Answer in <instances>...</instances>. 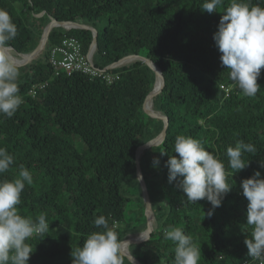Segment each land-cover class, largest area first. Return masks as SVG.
<instances>
[{
	"label": "trees",
	"instance_id": "1",
	"mask_svg": "<svg viewBox=\"0 0 264 264\" xmlns=\"http://www.w3.org/2000/svg\"><path fill=\"white\" fill-rule=\"evenodd\" d=\"M252 2L264 6V0ZM203 3L0 0L18 29L9 42L15 57L30 53L50 18H56L96 29L92 62L99 70L128 54L147 57L161 70L164 86L151 99V109L168 117L166 134L138 158L154 216L152 230L148 239L127 246L142 264H174L175 246L164 238L170 227L183 228L201 245L199 264H255L244 244L251 229L240 182L255 171L264 176L259 163L264 161V69L255 97L234 87L212 38L223 8L209 14ZM92 36L85 28L53 27L35 59L17 66L23 103L12 118L0 115V147L14 156L0 180L16 178L20 165L28 168L33 183L22 191L18 211L33 219L46 214L49 222V231L28 241L34 251L28 264H71L72 248L97 230L93 221L100 215L116 222L122 239L146 229L135 153L163 127L162 119L148 117L142 108L156 74L138 58L99 76L54 68L53 47L74 38L85 54ZM177 135L200 140L226 168V149L237 140L257 149L255 155H244L245 162L249 159L245 169L228 176L233 187L210 217L204 216L211 208L206 199L189 203L176 182L168 181L165 162L178 155L173 152ZM154 157L160 161L156 168Z\"/></svg>",
	"mask_w": 264,
	"mask_h": 264
},
{
	"label": "clouds",
	"instance_id": "2",
	"mask_svg": "<svg viewBox=\"0 0 264 264\" xmlns=\"http://www.w3.org/2000/svg\"><path fill=\"white\" fill-rule=\"evenodd\" d=\"M224 4L225 0H204L202 10L212 14L223 8L212 37L221 53V65L228 70L234 87L243 96L255 97L261 88L257 80L261 69H264V6L254 4L252 0H230L226 7ZM17 32L10 14L0 8V115L7 118H12L23 103L18 84L20 72L6 51ZM173 152L178 155L168 156L165 162L168 181L176 182L189 203L206 199L211 208L204 216L210 217L233 187L228 183V176L245 169L249 159L245 162L244 155H255L257 149L243 139L227 147V168L232 170L231 173L219 157L191 136L177 135ZM160 153L167 155L166 152ZM159 163V159L154 157L152 166L156 168ZM259 163L264 168V161ZM13 164L14 156L0 147V175ZM32 183L33 175L23 165L19 166L16 178L0 180V264H28L34 252L28 241L49 231L46 214L33 219L18 211L21 193L26 184ZM240 188L248 201L246 224L251 229L244 240L247 255L255 264H264V176L255 171L249 178L241 180ZM115 223L110 224L104 215L97 216L93 221L97 230L87 235L82 246L72 248L71 264H133L131 251L125 255V248L130 244L120 237ZM164 238L175 246L174 264H199L201 245L183 228L165 229Z\"/></svg>",
	"mask_w": 264,
	"mask_h": 264
},
{
	"label": "water",
	"instance_id": "3",
	"mask_svg": "<svg viewBox=\"0 0 264 264\" xmlns=\"http://www.w3.org/2000/svg\"><path fill=\"white\" fill-rule=\"evenodd\" d=\"M55 26H63L65 28H85V29H89L91 30L93 36H92V41L88 47V52L90 54H92L94 48H95V44H96V36H97V31L94 27L80 23L78 21H70V20H63V21H59L56 18H50L49 22L46 24V26L43 28V31L41 33V36L38 40L37 45L35 46V48L28 54H23V53H19V58L18 57H13L12 54L10 53V50L12 49L11 47H9V49H7L6 51L8 52V54L10 55V57L12 58V61L14 64H16V66L19 65H24L26 63L31 62L33 59H35V57L39 54V52L43 49L44 44L47 40L48 34L51 31V29ZM134 58H138L140 60H142L143 62H145L148 66H150L153 71L156 74V81L157 79H159V85L158 87H154L152 89V91L145 97L143 103H142V108L145 111L146 115L150 118H160L163 121V127L161 129V131L159 132V134L157 136H155L154 138L150 139L149 141L141 144L137 149H136V153H135V161H136V175L137 178L139 180L140 186H141V190H142V197L143 200L145 202V216H146V229L144 231L141 232V234L139 237H128L125 238L124 240H127L129 243H136V242H140L143 240L148 239L149 234L152 230V209H151V203H150V199H149V195H148V190L146 187V184L144 182L143 179V175L141 172V168H140V164H139V155L142 152V150H144L147 147H150L148 144L150 145H157L161 142V140L164 138L165 134H166V129H167V125H168V117L161 114V113H156L155 111H153L152 109H150L149 111H146L144 104L147 100H150L156 96L158 93H160V91L162 90L163 86H164V77L162 75L161 70L158 68L157 65H155L150 59H148L147 57H144L142 55H137V54H128L124 57H121L118 61L113 62L111 64H108L106 66V69L115 67L123 62H127L130 61ZM17 59V60H14ZM155 81V83H156ZM148 143V144H147ZM128 254V251L125 252V255ZM132 255V254H131ZM133 258V264H142L136 257H134L132 255Z\"/></svg>",
	"mask_w": 264,
	"mask_h": 264
},
{
	"label": "built area",
	"instance_id": "4",
	"mask_svg": "<svg viewBox=\"0 0 264 264\" xmlns=\"http://www.w3.org/2000/svg\"><path fill=\"white\" fill-rule=\"evenodd\" d=\"M50 61L54 68L63 67L68 71H82L92 76L101 75L106 70L107 66L106 65L102 70L94 67L92 54H90L88 50L85 54L81 53L77 40L69 37L62 40L61 44L51 49ZM106 79L109 81L110 76L107 75ZM243 264L247 263L244 262Z\"/></svg>",
	"mask_w": 264,
	"mask_h": 264
},
{
	"label": "rangeland",
	"instance_id": "5",
	"mask_svg": "<svg viewBox=\"0 0 264 264\" xmlns=\"http://www.w3.org/2000/svg\"><path fill=\"white\" fill-rule=\"evenodd\" d=\"M38 16H41V15H38ZM12 56L15 57L14 55H12ZM15 58H16V57H15ZM18 58H19V57H18ZM140 192H142V191H140ZM141 196H142V193H141ZM141 198L143 199V197H140V199H141ZM151 209H152V208H151ZM144 212H145V207H144ZM130 215H132V213H131ZM151 216H152V219H153V217H154V216H153V213L151 214ZM132 218H133V217H132ZM140 235H142V234H141L140 232H138V233H132V234L128 235V237H139ZM128 237H127V238H128ZM142 237H143V235H142ZM126 251H128V250H127V246H126V248H125V252H126Z\"/></svg>",
	"mask_w": 264,
	"mask_h": 264
},
{
	"label": "bare ground",
	"instance_id": "6",
	"mask_svg": "<svg viewBox=\"0 0 264 264\" xmlns=\"http://www.w3.org/2000/svg\"><path fill=\"white\" fill-rule=\"evenodd\" d=\"M14 60H17V59H14ZM159 85V79H157L156 83H155V87H158ZM145 108L147 111H149L151 109V101L150 100H147L144 104Z\"/></svg>",
	"mask_w": 264,
	"mask_h": 264
}]
</instances>
